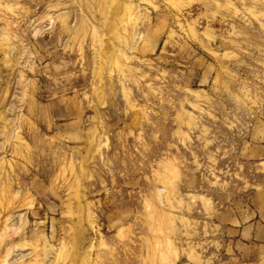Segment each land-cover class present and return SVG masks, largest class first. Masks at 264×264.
<instances>
[{
    "label": "rangeland",
    "instance_id": "rangeland-1",
    "mask_svg": "<svg viewBox=\"0 0 264 264\" xmlns=\"http://www.w3.org/2000/svg\"><path fill=\"white\" fill-rule=\"evenodd\" d=\"M0 264H264V0H0Z\"/></svg>",
    "mask_w": 264,
    "mask_h": 264
},
{
    "label": "crops",
    "instance_id": "crops-1",
    "mask_svg": "<svg viewBox=\"0 0 264 264\" xmlns=\"http://www.w3.org/2000/svg\"><path fill=\"white\" fill-rule=\"evenodd\" d=\"M248 230H250V228H248ZM251 230H254V227H251ZM239 233H242V232H244V228L243 229H241V230H239L238 231ZM247 232V231H246Z\"/></svg>",
    "mask_w": 264,
    "mask_h": 264
}]
</instances>
